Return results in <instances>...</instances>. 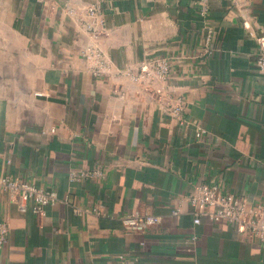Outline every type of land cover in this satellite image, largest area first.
Masks as SVG:
<instances>
[{"label": "crops", "instance_id": "1", "mask_svg": "<svg viewBox=\"0 0 264 264\" xmlns=\"http://www.w3.org/2000/svg\"><path fill=\"white\" fill-rule=\"evenodd\" d=\"M209 9L204 18L199 0H0V176L64 199L39 217L0 194L10 228L0 264H264L262 242L206 216L195 225L187 201L197 182L264 200V0ZM151 54L171 60V77L146 88L132 74ZM159 97L183 98L189 123ZM72 170L102 175L73 181ZM131 211L162 222L128 230Z\"/></svg>", "mask_w": 264, "mask_h": 264}, {"label": "built area", "instance_id": "2", "mask_svg": "<svg viewBox=\"0 0 264 264\" xmlns=\"http://www.w3.org/2000/svg\"><path fill=\"white\" fill-rule=\"evenodd\" d=\"M199 6L200 15L206 18L210 10L209 0H199ZM91 13L93 15L99 13L98 8H92ZM207 31V39L210 41L213 28L207 25ZM260 44L263 52L258 58L257 65L264 73V40H260ZM85 54L88 58L100 56L92 50H87ZM171 66V60L168 57L151 54L140 62L139 69L132 74V78L146 88L157 83H166L171 77ZM160 90L159 93L162 94L164 89ZM157 101L181 125L189 123L183 116L185 110L183 98H172L167 102L164 97H159ZM207 133L206 129L199 127L196 135L199 140H204ZM101 175L100 170H72L70 178L73 181H79ZM0 194L8 196V199L20 210L25 211L30 208L32 213L39 217L46 214L47 206L64 201L55 190L37 188L29 181L14 179L6 175L0 176ZM187 201L194 212L195 225L200 224L202 217L206 216L214 222L235 226L240 234L255 238L264 244V200L251 201L248 196H238L219 184L197 182L188 195ZM75 211L80 213L78 209ZM95 211L97 215H103L102 210L96 209ZM178 213L179 211H176L175 214ZM121 221L128 230L144 232L159 225L162 217L152 213L131 211L123 215ZM9 232L8 222L0 221V250L8 244ZM196 238L194 236V239Z\"/></svg>", "mask_w": 264, "mask_h": 264}]
</instances>
